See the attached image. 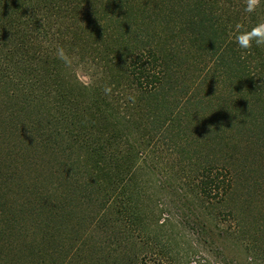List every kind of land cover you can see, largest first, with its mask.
Instances as JSON below:
<instances>
[{
  "label": "trees",
  "instance_id": "trees-1",
  "mask_svg": "<svg viewBox=\"0 0 264 264\" xmlns=\"http://www.w3.org/2000/svg\"><path fill=\"white\" fill-rule=\"evenodd\" d=\"M245 7L246 0H0V264H80L79 228L104 222L109 264H237L226 248L216 263L196 261L197 250L167 230L189 227L205 254L221 251L210 225L232 190L231 168H219L215 155L202 160L191 142L193 110L200 118L211 111L216 125L249 122L264 135V46L244 57L232 43L223 47L237 24L244 32L264 23V0L255 12ZM204 57L213 66L197 75L192 93L170 86L174 60L189 76L190 63ZM85 64L98 66L99 83L78 79L75 68ZM219 80L223 92L232 80L238 97L248 87L238 117L211 95ZM218 131L209 132L222 141ZM160 141L181 172L168 191L172 206L144 201L141 172L164 173ZM136 239L139 252L130 248ZM245 250L249 264L264 262V243Z\"/></svg>",
  "mask_w": 264,
  "mask_h": 264
},
{
  "label": "rangeland",
  "instance_id": "rangeland-1",
  "mask_svg": "<svg viewBox=\"0 0 264 264\" xmlns=\"http://www.w3.org/2000/svg\"><path fill=\"white\" fill-rule=\"evenodd\" d=\"M236 22H239V20L237 19ZM239 32L241 31L239 30ZM239 32L235 27L234 34L233 32L229 33V38L226 39L223 47L229 46V44L232 43V51L242 57L245 55L249 56L248 52L251 50L241 49L237 45L236 36ZM211 61L210 57H204L199 63H190L192 64V67L188 72V76V74L183 75L177 72V65H179L181 61L180 59H176V61L174 60L172 65H169L171 70L169 75L172 76L169 79V81L172 82L170 83V86L177 88V83L178 86L182 85L181 91H183L184 94H186V90H184L186 87L190 88V92L192 93L194 85L191 83L197 81V75L199 73H201L200 78L205 75L204 72H202V69L207 70L211 65ZM188 62L189 61L184 63ZM253 63H255V60L251 64ZM211 66H213V64ZM187 67L188 65L186 68ZM97 70V65L91 67L87 64L75 68L78 79L87 85L99 83L101 77ZM231 81L227 82L224 92L221 91L222 84L220 80L219 84L215 83L213 85V91L210 92L211 95L218 99V102L222 99L223 105H226L227 103L230 105L229 108L223 105L222 107L226 114L228 111L227 116L233 118V115H235L233 110L236 109V107L239 106V103L243 102L244 99H249L250 97L248 94H244L248 91L247 86L240 88L242 92L239 91L240 97L237 96V93V95H233V91L237 86H234ZM233 81L236 80L234 79ZM167 88L168 86L166 89ZM207 88V86H204V88L201 89L205 95L208 92ZM193 108L194 107L189 108V111L192 112ZM255 108L260 109V106L257 105ZM216 109L217 107L215 110ZM217 111L222 112V108H219ZM192 115L194 119L193 123L195 124V133L191 134V142H194V145L197 146L195 149L201 151L202 160L211 159L215 155L214 159L217 164H220V166H218L219 168L223 167L221 166L223 164H228L229 168H231L229 179L232 190L226 201L222 204H217L219 205L217 214H215L214 219L212 220L213 225H210V227L214 228L211 230L212 233L214 232V235L213 237L211 236L209 240L214 243L215 247L220 248L221 251L218 253L216 251L215 254V251L209 250L208 253H210V255L207 253L205 254L204 251L207 250L203 245L199 246L196 244L195 237L190 235V231L192 230L189 227H187V229L180 226H176L175 228L169 227L167 234L168 236L173 235V239L178 241L182 247L188 250L190 249V246L195 248L198 252L195 256L196 261L202 260L201 258L205 257L211 262L216 263L217 261H220V252L226 248V254H229V257L235 259L234 261H236L237 264H249L248 259L250 256L246 254L245 250L247 243L251 242L253 244L257 241L264 243V135H261V131L259 132V130H261L260 128L258 129V127L251 125L249 122L244 126L241 124L242 122L240 123L239 119H237V122L234 121V123H228L230 125H216V117L211 111L204 113L201 118L197 116V113L194 110ZM209 115V119L211 120L207 121ZM236 115L238 117L237 109ZM206 121L208 125L206 126L207 128L201 130L204 128V122ZM198 127L201 134H204L203 137L199 136L198 132L200 131H198ZM214 129L220 131L218 132L222 136L221 139L223 138L222 141L214 140V135L209 132L214 131ZM159 146L162 151L163 159H161V163L164 173L152 174L151 171L146 168L141 172V174H143V179L146 182V188L148 189L144 201L149 205L172 206L171 204H174L177 199L176 196H173L170 193L173 192V189L179 186L176 177L181 175L180 167H176V165L179 166L176 156L167 151L165 142L163 143V141H160ZM191 149L192 148H190V150ZM196 164L198 165V162H196ZM164 167H168L167 173L164 170ZM95 191V197H105L104 192L100 193L98 190ZM168 191H170V193ZM229 211L235 212L236 215L239 216V220H234L232 217L229 219L221 214ZM166 214L167 213H165V216H167ZM175 218L180 221V215H175ZM237 221L240 223L241 229L238 227L236 233H233L232 229H234ZM103 225L106 227L101 229L99 225H97L96 228H79L80 234L82 235V253H80L79 257L81 261L80 264H94L93 261L100 263L102 259L105 264H109V229H107L109 228V223L104 222ZM261 230L263 231L260 232ZM136 244L137 246L133 245L130 248L135 252L141 251L140 248H143V246L137 239ZM127 248H129V246ZM218 264L222 263L218 262ZM257 264H264V262L259 261Z\"/></svg>",
  "mask_w": 264,
  "mask_h": 264
},
{
  "label": "clouds",
  "instance_id": "clouds-1",
  "mask_svg": "<svg viewBox=\"0 0 264 264\" xmlns=\"http://www.w3.org/2000/svg\"><path fill=\"white\" fill-rule=\"evenodd\" d=\"M260 5V0H246L245 11L248 13L255 12ZM240 25H236L239 32ZM236 42L239 48L251 50L253 45L256 47L264 46V23L253 27L250 31L239 32L236 36Z\"/></svg>",
  "mask_w": 264,
  "mask_h": 264
}]
</instances>
